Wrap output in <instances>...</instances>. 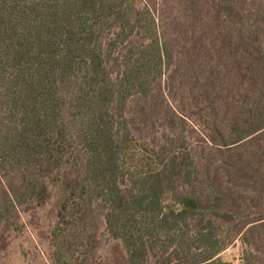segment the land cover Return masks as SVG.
<instances>
[{
    "label": "trees",
    "instance_id": "trees-1",
    "mask_svg": "<svg viewBox=\"0 0 264 264\" xmlns=\"http://www.w3.org/2000/svg\"><path fill=\"white\" fill-rule=\"evenodd\" d=\"M53 194L85 262L264 264V0H0V232Z\"/></svg>",
    "mask_w": 264,
    "mask_h": 264
},
{
    "label": "rangeland",
    "instance_id": "rangeland-1",
    "mask_svg": "<svg viewBox=\"0 0 264 264\" xmlns=\"http://www.w3.org/2000/svg\"><path fill=\"white\" fill-rule=\"evenodd\" d=\"M57 201V195L53 194L45 206L22 215L18 231L0 232V264H92L91 261L85 262L84 254L74 256L73 251H67L69 245L62 239L53 238L57 222ZM95 235L96 264H104L114 254L116 259L123 255L122 246L109 237L101 215L97 217ZM240 254L241 246L237 242L220 257L230 264H240Z\"/></svg>",
    "mask_w": 264,
    "mask_h": 264
}]
</instances>
